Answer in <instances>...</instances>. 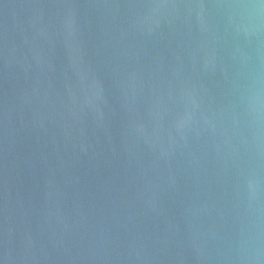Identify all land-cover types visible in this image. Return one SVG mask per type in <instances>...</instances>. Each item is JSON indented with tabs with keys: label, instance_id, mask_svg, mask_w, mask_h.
<instances>
[{
	"label": "water",
	"instance_id": "95a60500",
	"mask_svg": "<svg viewBox=\"0 0 264 264\" xmlns=\"http://www.w3.org/2000/svg\"><path fill=\"white\" fill-rule=\"evenodd\" d=\"M0 264H264V0H0Z\"/></svg>",
	"mask_w": 264,
	"mask_h": 264
}]
</instances>
